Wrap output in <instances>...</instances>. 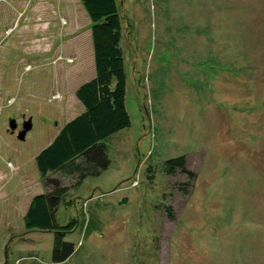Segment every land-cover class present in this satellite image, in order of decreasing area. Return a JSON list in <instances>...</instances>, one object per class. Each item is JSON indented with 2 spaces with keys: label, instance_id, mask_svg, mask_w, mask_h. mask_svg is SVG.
<instances>
[{
  "label": "rangeland",
  "instance_id": "1",
  "mask_svg": "<svg viewBox=\"0 0 264 264\" xmlns=\"http://www.w3.org/2000/svg\"><path fill=\"white\" fill-rule=\"evenodd\" d=\"M117 3L130 124L59 206L75 252L51 263L52 232L22 215L35 155L83 109L89 21L79 0H0V264H264V0ZM178 155L192 177L145 171Z\"/></svg>",
  "mask_w": 264,
  "mask_h": 264
},
{
  "label": "trees",
  "instance_id": "2",
  "mask_svg": "<svg viewBox=\"0 0 264 264\" xmlns=\"http://www.w3.org/2000/svg\"><path fill=\"white\" fill-rule=\"evenodd\" d=\"M79 3L89 21L94 74L74 90L82 111L66 121L35 155L43 191L30 197L22 215L26 231L52 232L51 263L63 262L75 252V244L67 234L75 230L79 219L67 217L65 222H59V206H75L71 190L109 166L112 135L130 124L124 104L125 71L120 43L123 16L117 0H79ZM145 171L152 178L159 173L173 175L181 171L192 177L184 168L183 155L147 164Z\"/></svg>",
  "mask_w": 264,
  "mask_h": 264
},
{
  "label": "water",
  "instance_id": "3",
  "mask_svg": "<svg viewBox=\"0 0 264 264\" xmlns=\"http://www.w3.org/2000/svg\"><path fill=\"white\" fill-rule=\"evenodd\" d=\"M7 125H8V129L12 131L16 126V122H15L14 118H9ZM29 128H30V121L28 118L27 120H23V122L21 123V129L17 132L16 137L18 139H23L25 132Z\"/></svg>",
  "mask_w": 264,
  "mask_h": 264
},
{
  "label": "flooded vegetation",
  "instance_id": "4",
  "mask_svg": "<svg viewBox=\"0 0 264 264\" xmlns=\"http://www.w3.org/2000/svg\"><path fill=\"white\" fill-rule=\"evenodd\" d=\"M21 129V125L19 126L18 124H17V122H16V126H15V128L11 131V130H9L8 128H7V133H9V134H17V132L19 131Z\"/></svg>",
  "mask_w": 264,
  "mask_h": 264
}]
</instances>
